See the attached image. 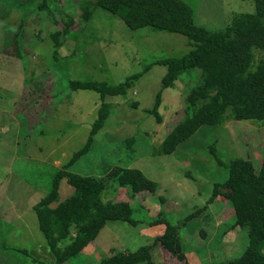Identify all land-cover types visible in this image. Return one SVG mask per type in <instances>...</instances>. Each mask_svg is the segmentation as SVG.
I'll return each mask as SVG.
<instances>
[{
	"label": "rangeland",
	"instance_id": "rangeland-1",
	"mask_svg": "<svg viewBox=\"0 0 264 264\" xmlns=\"http://www.w3.org/2000/svg\"><path fill=\"white\" fill-rule=\"evenodd\" d=\"M42 1L0 0V264L54 261L34 206L50 192L58 170L102 177L115 166L140 169L157 183L155 192L135 206L141 221H108L96 240L64 264H98L103 257L152 243L166 225L151 221L163 213L179 226L185 257L180 260L155 246L150 254L156 264H222L240 256L249 242L247 228L234 226V208L225 196L207 201L214 184L228 176L217 158L261 161L264 122L204 124L174 152L151 154L183 118L187 96L201 74L199 69L186 71L162 89L167 66L156 61L183 56L192 48L189 38L149 26L131 29L102 8L84 20L82 0H53L49 8H40ZM185 1L194 7L196 23L209 30L255 11L254 0ZM69 21L70 32L54 53L51 34ZM13 42L17 48L10 46ZM141 71L125 94L105 98L111 107L105 126L90 152L69 164L85 145L101 103L99 93L72 89L69 81L114 85ZM160 90L158 121L150 109ZM73 192L62 178L59 199L51 206ZM114 197L131 199L127 188L111 185L103 199ZM198 209L200 215L186 219Z\"/></svg>",
	"mask_w": 264,
	"mask_h": 264
},
{
	"label": "trees",
	"instance_id": "trees-1",
	"mask_svg": "<svg viewBox=\"0 0 264 264\" xmlns=\"http://www.w3.org/2000/svg\"><path fill=\"white\" fill-rule=\"evenodd\" d=\"M52 1L43 0L38 7L49 8ZM254 1L255 11L240 13L229 25L217 30H209L196 23L194 7L185 0L81 1L84 20H90L94 11L102 8L119 16L131 29L149 26L154 30L179 32L186 35L192 44V48L181 57L171 56L156 61L167 66L162 89L172 87L186 71L199 69L201 74L187 96L183 118L159 146L153 147L151 154L174 152L204 124H219L229 119L264 122V0ZM70 24V21L67 22L64 29L51 34L54 53L70 32ZM17 38L12 41L16 43ZM13 43H9L10 46L17 48ZM16 51L19 54V49ZM151 66L152 63L146 65L144 70ZM142 73H135L114 85L98 80L69 81L72 89L94 90L101 98L97 118L86 143L74 153L69 164H74L90 152L95 136L105 126L111 110L105 98L125 94L128 86ZM161 96L162 90L157 93L154 106L150 109L158 121L162 120L158 112ZM217 159L220 165L228 168V176L225 181L214 184L207 202L215 201L218 195L225 196L234 208V226L247 228L249 236L243 253L222 264H264V154L260 162L243 156L229 163ZM64 177L74 187V192L52 207L51 204L59 199V186ZM111 185L127 188L131 199L114 197L104 200L103 194ZM156 188L157 183L137 168L115 166L102 177L58 170L50 192L34 206L40 229L54 255L50 264H64L78 256L96 240L110 220H123L134 225L140 222L134 215L135 206ZM140 192L145 193L140 195ZM201 212L198 209L186 219ZM158 223L165 224L166 228L152 243L135 251L125 250L103 257L98 264H156L150 254L155 246L165 248L180 260L184 259L179 226L170 223L165 213L151 221L152 225Z\"/></svg>",
	"mask_w": 264,
	"mask_h": 264
}]
</instances>
